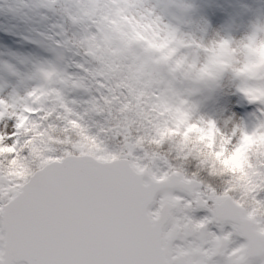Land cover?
Returning a JSON list of instances; mask_svg holds the SVG:
<instances>
[{
    "label": "snow or ice",
    "instance_id": "1",
    "mask_svg": "<svg viewBox=\"0 0 264 264\" xmlns=\"http://www.w3.org/2000/svg\"><path fill=\"white\" fill-rule=\"evenodd\" d=\"M114 3L34 6L76 20ZM84 119L68 102L29 111L28 93L0 98V264H264V186L205 190L166 153L120 151ZM201 208L211 215L196 218Z\"/></svg>",
    "mask_w": 264,
    "mask_h": 264
},
{
    "label": "clouds",
    "instance_id": "2",
    "mask_svg": "<svg viewBox=\"0 0 264 264\" xmlns=\"http://www.w3.org/2000/svg\"><path fill=\"white\" fill-rule=\"evenodd\" d=\"M82 21L95 30L74 27ZM60 36L53 59L35 70L29 111H56L67 91L86 89L92 96L82 115L103 118L93 133L104 143L120 151L133 144L141 154L166 153L205 190L211 185L219 193L231 185L239 195L250 180L264 186V121L251 131L240 129L238 151L235 145L221 149L231 137L214 121L194 118L195 105L187 99L210 94L230 72L246 96L264 102V23L241 38L219 32L197 38L145 0H116L93 17L71 20ZM257 215L248 212L251 220Z\"/></svg>",
    "mask_w": 264,
    "mask_h": 264
},
{
    "label": "rangeland",
    "instance_id": "3",
    "mask_svg": "<svg viewBox=\"0 0 264 264\" xmlns=\"http://www.w3.org/2000/svg\"><path fill=\"white\" fill-rule=\"evenodd\" d=\"M232 1L223 0L222 4L220 0H145L166 21L194 33L197 38L207 39L217 32L228 38H241L256 25L264 23V0H234L244 2L242 7L238 6L239 2ZM18 2L25 6L13 11ZM34 4L35 0H0V98L12 100L27 95L35 86L37 66L53 59L55 40L61 39L62 26L71 23L62 11L35 7ZM74 27L95 30L91 21H82ZM65 95L75 112L83 114L92 93L75 89ZM187 99L195 105L194 118L214 121L232 137L233 144L239 141L241 128L251 131L264 121V102L246 96L230 72L222 75L210 94L195 93ZM85 121L90 131L95 132L103 118L86 116ZM209 215L207 208L194 212L196 218Z\"/></svg>",
    "mask_w": 264,
    "mask_h": 264
},
{
    "label": "trees",
    "instance_id": "4",
    "mask_svg": "<svg viewBox=\"0 0 264 264\" xmlns=\"http://www.w3.org/2000/svg\"><path fill=\"white\" fill-rule=\"evenodd\" d=\"M221 1V3L223 4V0H220ZM232 2H239V1H232ZM243 3L244 2H239V4H238V6H241L242 7V5H243ZM261 121V120H260ZM262 122V121H261ZM186 167H194V165H186Z\"/></svg>",
    "mask_w": 264,
    "mask_h": 264
}]
</instances>
